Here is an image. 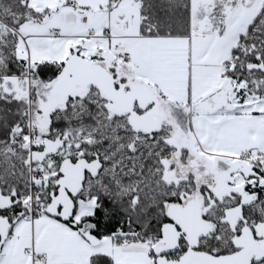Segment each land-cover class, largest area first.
<instances>
[{
    "label": "snow or ice",
    "instance_id": "1",
    "mask_svg": "<svg viewBox=\"0 0 264 264\" xmlns=\"http://www.w3.org/2000/svg\"><path fill=\"white\" fill-rule=\"evenodd\" d=\"M0 264H264V0H0Z\"/></svg>",
    "mask_w": 264,
    "mask_h": 264
}]
</instances>
